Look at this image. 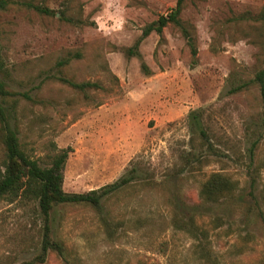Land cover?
I'll return each mask as SVG.
<instances>
[{"label":"rangeland","instance_id":"obj_1","mask_svg":"<svg viewBox=\"0 0 264 264\" xmlns=\"http://www.w3.org/2000/svg\"><path fill=\"white\" fill-rule=\"evenodd\" d=\"M28 1L52 13L20 4L0 11L10 121L22 148L41 165L67 149V192L128 179L105 205L121 222L115 233L89 206H60L53 226L64 256L50 251L38 264H264L263 105L251 81L264 67V25L255 18L264 0H183L187 32L169 21L133 55L142 29L158 26L177 0ZM193 113L212 148L193 134ZM212 172L237 188L206 203L199 191ZM176 204L195 211L203 242L172 227ZM40 227L31 205L0 199V264L30 260Z\"/></svg>","mask_w":264,"mask_h":264},{"label":"trees","instance_id":"obj_2","mask_svg":"<svg viewBox=\"0 0 264 264\" xmlns=\"http://www.w3.org/2000/svg\"><path fill=\"white\" fill-rule=\"evenodd\" d=\"M20 4L22 6L33 8L37 12L43 14H51L52 10L35 4L28 0H0V11L8 9L9 6ZM183 0H177L175 7L166 15H161L156 22L146 25L129 48L130 55L138 53V46L141 40L155 29L161 32L163 26L169 21L178 26L182 33H186V29L181 26L178 15L182 9ZM64 9L60 10V17L66 21H72L71 17L65 16ZM255 18L264 25V4ZM5 77H8V69L6 67L2 47L0 44V140L3 146L4 158L0 163V199L5 198L9 201H19L22 204H29L35 210L41 221V227L38 238L35 242L38 252L30 259L22 264H38L46 260L50 251L56 252L59 256H64V244L55 235L53 226V214L57 208L63 205H85L92 208L98 215L103 228L108 235L115 233L121 222L114 221L108 216V210L105 205L107 199L122 188L128 182V179L122 177L120 180L111 184H107L98 188L90 189L84 192H67L62 188L63 167L68 156L65 148L59 149L55 154L49 157V161L45 165H41L37 159L29 156L21 146L18 137L16 125H12L10 119L13 116V109L8 104V98L13 94L6 86ZM258 86L260 98L263 105L262 120L264 123V67L259 69L254 78L251 80ZM250 81V82H251ZM76 88L93 87L95 84L90 81L73 82L66 81ZM248 83L236 85L230 89V92H236L246 87ZM191 128L193 134L198 135L201 139L200 146L202 148H212L207 128L201 123V115L198 113L191 114ZM192 148L197 144L195 138L191 140ZM256 141L249 148V153L253 156V147ZM190 157H197L190 154ZM187 157V163L191 164V158ZM236 183L227 175L221 172H212L201 183L200 195L204 202H218L231 195L236 190ZM184 204H176L170 214L171 225L174 229L186 233L192 239L199 243L203 242L207 237L206 230L199 225L195 218V211L184 208ZM213 218H221L216 216ZM204 248V246H203ZM207 249V248H205ZM204 254V253H203Z\"/></svg>","mask_w":264,"mask_h":264}]
</instances>
